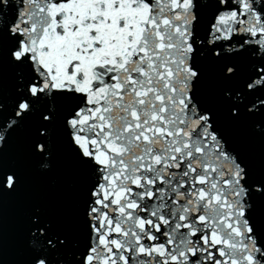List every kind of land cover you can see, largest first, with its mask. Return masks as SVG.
Returning <instances> with one entry per match:
<instances>
[{
	"label": "snow or ice",
	"instance_id": "6c2138e0",
	"mask_svg": "<svg viewBox=\"0 0 264 264\" xmlns=\"http://www.w3.org/2000/svg\"><path fill=\"white\" fill-rule=\"evenodd\" d=\"M245 123L258 156L224 126ZM25 126L38 172L59 134L86 174L78 235L34 207L26 264H264V0H0V264Z\"/></svg>",
	"mask_w": 264,
	"mask_h": 264
},
{
	"label": "water",
	"instance_id": "95a60500",
	"mask_svg": "<svg viewBox=\"0 0 264 264\" xmlns=\"http://www.w3.org/2000/svg\"><path fill=\"white\" fill-rule=\"evenodd\" d=\"M205 78L201 84L204 98L215 104L225 85L215 75L213 66L205 65ZM15 73L5 61L3 67L2 96L7 104L14 94ZM225 130L248 154L258 156L260 146L249 134V125L225 124ZM31 127L25 126L5 147V165H15L21 172L20 188L5 193L3 198V258L4 264H26V226L32 209L41 207L55 226L72 236L78 235L79 205L86 183V174L66 149L62 137L54 135L52 168L38 172L28 161ZM264 216L258 207L257 219Z\"/></svg>",
	"mask_w": 264,
	"mask_h": 264
}]
</instances>
